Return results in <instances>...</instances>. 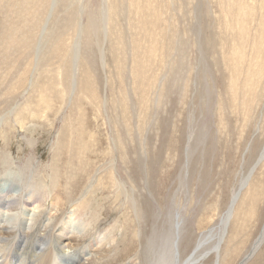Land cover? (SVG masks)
<instances>
[{
  "label": "rangeland",
  "instance_id": "obj_1",
  "mask_svg": "<svg viewBox=\"0 0 264 264\" xmlns=\"http://www.w3.org/2000/svg\"><path fill=\"white\" fill-rule=\"evenodd\" d=\"M0 87V154L20 160L0 164V201L25 194L19 169L45 181L81 169L53 192L60 206L26 209L59 223L67 195L102 168L86 212L106 241L82 248L79 263L170 260L176 218L181 262L201 235L200 264H239L254 247L264 228V0H0ZM114 148L113 176L132 183L139 226L105 184ZM248 176L219 257H205ZM116 227L137 230L130 251L129 230L111 242ZM241 264H264V240Z\"/></svg>",
  "mask_w": 264,
  "mask_h": 264
},
{
  "label": "bare ground",
  "instance_id": "obj_2",
  "mask_svg": "<svg viewBox=\"0 0 264 264\" xmlns=\"http://www.w3.org/2000/svg\"><path fill=\"white\" fill-rule=\"evenodd\" d=\"M105 19H106V17H105ZM80 26L81 25H79V27ZM80 32H81V29H79L78 34H80ZM138 64H140V63H138ZM135 66H134V69H135ZM136 68H138V67L136 66ZM139 68H141V67L139 66ZM136 71H138V70H136ZM139 73H140V71H139ZM134 74L136 75V72ZM7 88H9V87H7ZM19 88H21V87H19ZM16 89L18 90V88H16ZM5 100H7V99H5ZM0 119H1V117H0ZM19 121L20 120H18V122ZM60 151H62V150H60ZM117 151L118 150H116V148H114V151L112 149L111 152H109V154H111V157L110 156L109 157L112 158L115 154H117L116 153ZM71 152H72V150H71ZM57 153H58V151H57ZM77 156H78V154L75 153L74 157H77ZM80 156H82V155H80ZM114 157H116V156H114ZM263 158H264V148H263V151L261 153V156L259 157V162ZM114 159L112 158L110 161H108L109 163L107 165H105V168L103 170L106 174H108V178H107L105 184H109V185L114 184L113 186H115V188L113 190L114 191L113 195L115 196V198H118V199L121 195H122L121 197H124V199L126 200L125 203L127 202V204L132 209L133 215L137 220V222H136L137 226H139L138 225L139 221H140L139 220V212H138V207H136V204H138V203L136 202V200L134 199V196H133L134 195L133 193L135 191L133 189V186L131 185L132 183H130L129 186L125 185L121 180H119L120 177L119 178L117 177L116 172H114L116 174V178H114L115 176H113V171L116 170L115 165H114ZM6 161L9 164L11 162L14 164V162L16 163V161H18V160H14L13 157H11L10 153L7 154L6 156H5V153H4V155L0 154V164L3 165V163H5ZM19 161L17 163H19ZM71 161L73 163L74 159ZM100 169H102V168H100ZM36 170H37V168H36ZM80 170L76 169V171H77L76 172L75 169H72L71 172H68L69 174H66V177H62L63 175L62 176L58 175V172L56 174L55 170H54L53 172L47 173L45 175L46 179H47V181H45L40 175L41 172L36 171V175L34 176L32 173L29 174V169L26 172L23 171L22 169H19V171H20L19 175L28 179L27 181L24 180V181H26V184H27L26 188L24 185L25 183L22 184L23 185L22 190L25 194L19 198H16L15 200L11 199V201L10 200L0 201V211H2L3 209H7V210H10V212H12V210H13V212H15V211H17V209L19 210V208H21V210L19 212H15L14 216H8L6 218V217H4L3 214H0V238L4 237V239L2 238V240L0 241V264H81V262L79 263V260L83 259V257H84V255L82 254L84 252V251H82V248L89 249L90 251H92L93 248H99V250L103 249V242L106 241L105 240L106 237H103V235H100L97 238L96 237L94 238L95 233L99 229V226L95 225L97 220L93 216L94 214L88 215L86 212L89 209L88 205H89L91 199H93V193H94L95 189L98 187L97 185H99V183H101V180L99 177V173H100L99 170L96 171L94 176L91 175L92 177L89 178V181L87 180L88 182L83 189L81 187L82 191L80 192L79 195H76V197L75 196L73 197V195L71 196L70 193H69V195L66 194L67 195V198H66L67 202L64 200L63 201L65 202V204L66 203L68 204L66 207H69L68 208L69 211L67 213L65 212L63 217L59 220L61 222H59V223H58V221L55 222V219H54L55 217H49V220L47 218V221L45 220L46 223L44 220H43L44 222H40L37 220V218H35L34 214L32 215L31 213L26 211L27 208L39 203L41 200L46 199V198L47 199L50 198V205L52 207L54 205L60 206V203L57 204L59 202V198L57 196L55 197V194L53 192H55V190H58V188H60V186H61L60 182L63 180H66L70 184L74 179V174H76V173H77V175L80 174L81 173ZM98 171H99V173H98ZM89 177H90V175H89ZM249 179H250V177L248 176V178L241 185L240 190L233 196L231 204L229 205L228 209L220 218V220H219V221H221V223L219 225L220 229L217 230L218 235L215 234V236H218V239L216 241L217 243L214 241L215 243L212 244V247H214V248L212 250H210L211 248H209V249L206 248L208 252L206 253V250H205V253H206L205 257H207L210 254V252H212L211 254H215L216 258L219 257V249L221 247L222 241H224L223 240L224 237L226 236L225 233L227 234L226 230L228 229L227 227L229 226L230 221L233 217L234 209L236 207L235 205H237L239 203L238 200H239V197L241 195V191L244 189L243 187H246ZM9 180L12 181L11 178ZM81 181H82V179H81ZM84 182H85V180H84ZM11 183H13V181ZM11 183L9 185H11ZM69 184L68 185L64 184V185L71 188L72 185H69ZM33 186L35 188L40 189V191L33 188ZM43 189H45V190L43 191ZM11 190H13V189H11ZM43 192H46V193H43ZM53 196L57 200L56 203H55L56 200L51 198ZM0 200H1V198H0ZM242 200H244V199H242ZM51 203L54 205H52ZM39 205H40V203H39ZM37 206H38V204H37ZM81 211L90 217L85 222L82 221L84 216H83ZM41 212L39 213L40 216H41ZM44 212H45V210L42 212V214H44ZM89 212H91V211H89ZM60 216H61V214H60ZM42 217L44 218V216H42ZM93 217H94V219H93ZM177 219L178 218H176L175 223L173 225L172 237H170L168 239V240H170L168 242L169 243L168 249L170 251V252L168 251V253H170V260L167 259V256H169V254L166 256L164 253H163V255L161 253L159 255V257H157L155 264L159 263V261L161 264H167V262H169L170 264H200V262H201L200 256L204 253L203 246H205L204 244H202V241L204 239H206L208 237V235L207 236L205 235L204 237H202V235H201V237L199 238L198 242L196 243L195 248L193 249L192 253L188 256V258H186L185 261L181 262L179 259V254H178V250H177L178 240H179V235H180V233H179V227L180 226H179V222ZM51 225L55 226V227L57 226L55 232L53 231ZM90 225H92L91 228H90ZM219 226H218V228H219ZM94 229H96L97 231H94ZM128 230H129V228H128ZM128 230L126 231V233H128ZM115 231H118V232H115ZM129 231L131 233L130 234L131 240L129 241L128 246L125 247L126 252L130 251L128 249H130L131 246L133 245L134 236L137 234L136 233L137 230L130 229ZM108 232L109 233H107V234H109V238H110L111 242H114V241L117 242L118 239L121 240L123 237H125V234H126L125 231H123V233H121L120 235H117V233H119V229L117 227L114 229V231L109 230ZM74 233H76L79 236H74ZM92 233H94V234H92ZM209 236H210V234H209ZM73 238H76L75 241L78 240L79 242L73 244L72 243V242H74ZM168 240H166V242ZM263 240H264V228H263L261 234L259 235V237L254 242V247L248 251V253L244 256L243 259L241 258L242 261H240L239 264L244 263L256 251V249L260 246V244H261V242H263ZM118 244H119V241H118ZM104 247H105V244H104ZM115 248H116V245H115ZM109 249H110V247H109ZM114 250H116V249H114ZM204 258H203V260H204ZM136 261H138L137 254H136V257H133L130 260H128L127 264H134ZM135 264H137V262ZM215 264H218V262H216Z\"/></svg>",
  "mask_w": 264,
  "mask_h": 264
},
{
  "label": "water",
  "instance_id": "obj_3",
  "mask_svg": "<svg viewBox=\"0 0 264 264\" xmlns=\"http://www.w3.org/2000/svg\"><path fill=\"white\" fill-rule=\"evenodd\" d=\"M220 223H221V221H220ZM219 223V224H220ZM208 238V237H207ZM207 238L206 239H204L203 241H202V244H205V241L207 240ZM212 253V252H211Z\"/></svg>",
  "mask_w": 264,
  "mask_h": 264
}]
</instances>
